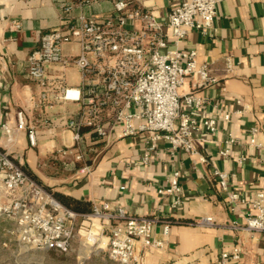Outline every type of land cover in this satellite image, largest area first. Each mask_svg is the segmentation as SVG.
<instances>
[{
  "label": "crops",
  "instance_id": "0c3cea01",
  "mask_svg": "<svg viewBox=\"0 0 264 264\" xmlns=\"http://www.w3.org/2000/svg\"><path fill=\"white\" fill-rule=\"evenodd\" d=\"M181 1L133 0V5L152 9L166 22L169 10ZM64 2L73 4L71 16L90 12L102 18L112 10L110 0L91 5L79 0H0V124H9L8 132L0 129V146L77 212H90L95 203L108 201L133 215H157L154 234L163 246L138 248V264H217L221 253L236 245L242 247L241 258L231 264H264V232L243 228L246 216L255 213L251 200L264 169V0H221L214 31L194 30L184 43L197 49L198 61L208 63L216 79L197 89L207 99L199 114L207 116L216 109L230 113L228 120L220 118L215 132L195 134L194 142L207 162L173 149L163 139L150 149L151 141L142 133L127 137L113 133L96 140L83 128L91 148L88 169L82 161L67 165L68 159L56 154L73 143L63 122L78 112L79 103L38 105L41 88L26 74L28 57L41 35L66 24ZM63 51L75 54L79 45L66 43ZM65 82L80 84L76 65L65 69ZM194 88L190 81L184 86L185 91ZM20 110L28 123L25 128L18 124ZM30 125L38 130L36 145L29 140ZM253 129L258 144L250 143ZM229 136L235 142L229 155L223 156L219 151ZM214 169L226 173L227 188ZM175 170L181 174L183 201L173 208L172 195L159 194L158 188L169 184ZM230 191H237L243 200L232 201ZM202 217H212L213 223H200Z\"/></svg>",
  "mask_w": 264,
  "mask_h": 264
},
{
  "label": "built area",
  "instance_id": "2783aa9c",
  "mask_svg": "<svg viewBox=\"0 0 264 264\" xmlns=\"http://www.w3.org/2000/svg\"><path fill=\"white\" fill-rule=\"evenodd\" d=\"M110 1L111 13L102 18L90 12L71 16L73 4L64 2L66 24L44 32L28 57L26 74L41 88L38 105L51 101L79 103L78 112L63 122L72 133L73 143L58 149L57 156L67 158V165L82 161L88 169L91 148L82 131L88 128L96 140L113 133L121 137L142 133L149 137L150 149L163 139L173 149H183L207 162L194 142L195 134L215 132L220 118L228 120L230 113L216 109L207 116L199 114L207 99L197 89L208 87L216 79L208 63L198 61L197 49L184 43L194 30L214 31L221 0H182L169 10L166 22L152 9L134 6L133 0ZM72 41L78 43L79 51L65 54L64 44ZM71 64L81 74L77 86L65 82V69ZM188 81L195 88L185 91ZM17 117L19 127H27L22 110ZM29 127L30 143L36 145L37 127ZM0 129L8 132L9 124L1 123ZM253 132L250 143L258 144L256 129ZM234 142L233 136L224 140L220 154L229 155ZM214 173L227 188L226 173L219 169ZM180 175L175 170L169 184L158 188L159 194L172 195L173 208L183 201ZM229 197L234 202L243 200L237 191H230ZM251 204L255 213L246 216L243 228L264 232V169ZM6 218L15 223L19 242L34 249L69 250L79 220L87 228L88 239L103 244L109 257L123 264L140 262L138 248L147 251L163 246L154 234L157 215H133L108 201L95 203L90 212H77L0 146V225ZM199 222L213 223V219L202 217ZM241 253L242 247L236 245L223 251L217 264L236 262Z\"/></svg>",
  "mask_w": 264,
  "mask_h": 264
},
{
  "label": "rangeland",
  "instance_id": "374dc122",
  "mask_svg": "<svg viewBox=\"0 0 264 264\" xmlns=\"http://www.w3.org/2000/svg\"><path fill=\"white\" fill-rule=\"evenodd\" d=\"M75 230L67 251L34 249L19 242L15 223L6 218L0 225V264H123L110 258L103 244L88 239L81 220Z\"/></svg>",
  "mask_w": 264,
  "mask_h": 264
},
{
  "label": "trees",
  "instance_id": "16d2710c",
  "mask_svg": "<svg viewBox=\"0 0 264 264\" xmlns=\"http://www.w3.org/2000/svg\"><path fill=\"white\" fill-rule=\"evenodd\" d=\"M31 175V174H30ZM58 199H60L62 202L66 203V205L74 210H77V207H73L71 206V202L68 201L67 199H65L64 196H62L61 194L58 193H53ZM92 209H90L89 211H91Z\"/></svg>",
  "mask_w": 264,
  "mask_h": 264
}]
</instances>
